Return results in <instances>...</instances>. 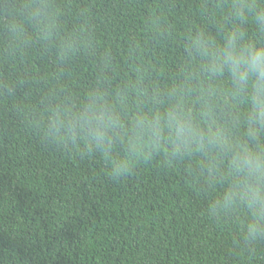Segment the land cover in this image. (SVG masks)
Wrapping results in <instances>:
<instances>
[{
    "label": "trees",
    "instance_id": "1",
    "mask_svg": "<svg viewBox=\"0 0 264 264\" xmlns=\"http://www.w3.org/2000/svg\"><path fill=\"white\" fill-rule=\"evenodd\" d=\"M237 2L0 0V264H264V235L245 239L241 214L208 215L204 155L173 154L134 124L173 89L199 107L209 81L195 78L190 37L219 44ZM244 29L264 40L253 18ZM92 104L120 125L109 150L130 166L118 178L61 124Z\"/></svg>",
    "mask_w": 264,
    "mask_h": 264
},
{
    "label": "clouds",
    "instance_id": "2",
    "mask_svg": "<svg viewBox=\"0 0 264 264\" xmlns=\"http://www.w3.org/2000/svg\"><path fill=\"white\" fill-rule=\"evenodd\" d=\"M250 17L264 32V7L257 10L254 3L238 0L228 13L234 26H222L219 44L202 31L190 37L187 52L197 58L195 78L209 81L208 88L196 89L199 107L190 106L184 92L173 89L167 108L141 114L134 124L137 134L147 129L151 139L169 144L173 154L202 153L201 163L212 178L208 189L215 193L208 215L222 220L230 212L241 214L245 239L256 240L264 235V40L248 36L244 25ZM45 27L50 35L55 25ZM61 124L103 149L113 177L128 173L130 161L110 154L114 129L120 125L102 105H89L74 122ZM53 130L63 129L53 122Z\"/></svg>",
    "mask_w": 264,
    "mask_h": 264
}]
</instances>
